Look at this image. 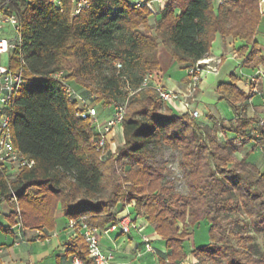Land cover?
Segmentation results:
<instances>
[{"label": "trees", "instance_id": "16d2710c", "mask_svg": "<svg viewBox=\"0 0 264 264\" xmlns=\"http://www.w3.org/2000/svg\"><path fill=\"white\" fill-rule=\"evenodd\" d=\"M90 2L76 16L70 0H63L62 10L49 0H13L6 7L22 38L20 51L9 57L11 69H23L10 128L14 146L34 165L9 185L0 170V203L11 206L0 232L11 234L18 226L23 234L41 231L43 240L55 229L58 209L68 221L85 218L104 231L131 205L164 242L158 264H184L187 230L201 223L209 226V239L190 252L194 264H264V243L260 249L251 234L264 236V170L235 158L241 145L254 141L259 120L248 116L249 95L236 76L215 89L234 113L229 130L222 120L217 126L213 118L201 122L175 114L152 87L137 90L146 74L159 71V46L188 69L210 52L217 36L243 66L264 69L255 41L263 23L259 0H169L157 16L130 0ZM236 40L246 45L235 50ZM60 71L69 73L63 81H74L84 99L125 105L115 154L96 151L94 126L76 117V101H68L62 81L52 78ZM263 130L256 143L264 147ZM227 132L232 138L221 142L218 133ZM163 149L177 153L185 193L168 179L166 164L156 161ZM66 255L92 264L79 236Z\"/></svg>", "mask_w": 264, "mask_h": 264}, {"label": "built area", "instance_id": "2783aa9c", "mask_svg": "<svg viewBox=\"0 0 264 264\" xmlns=\"http://www.w3.org/2000/svg\"><path fill=\"white\" fill-rule=\"evenodd\" d=\"M13 0H0V56H7V63L0 62V170L5 174L8 185L15 178L17 173L23 168H31L34 165V159L30 156L22 153L13 144L12 133L10 128V118L13 103L17 97L20 87L23 84L22 74L23 69L20 66L17 70L9 67V57L15 51H20L22 45L21 38V26L15 14H9L6 7ZM135 7H145L149 10L152 16H157L164 8L169 0H130ZM217 5L226 0H210ZM55 8L63 9V0H49ZM91 5L90 0H70L71 16H76L79 13L87 10ZM259 12L264 14V0H259ZM236 54H232V58H236ZM222 64L221 57L204 56L201 60H198L193 66L186 69V76L189 84V95L187 98L193 99L195 92L201 83L202 77L205 74L213 73L217 74ZM117 68H120V64H115ZM66 73L63 71L56 72L52 75L55 80L62 81L63 91L65 92L68 101H77V92L72 88L68 82H64ZM154 88L164 105L172 109L179 110L188 114L192 119H198L199 113L197 110H190V102L187 99H181L180 96L170 90H166L160 86L157 81L155 73H148L142 79L140 87L142 88ZM248 95L249 105L264 106V69L258 67L255 69L254 74L248 79ZM94 98V97H93ZM81 107L77 106L76 117L82 120H89L94 126L97 136L93 140V145L97 152L101 154V157H105L108 154H115L118 143L114 139L115 135L119 133L120 140L122 138V121L125 113V105L113 104L110 105L111 113L110 117L100 124L99 113L95 106V103L90 99L81 98ZM257 101V102H256ZM176 103L180 108L176 107ZM264 128V121L260 120L253 130L254 141L260 138L258 129ZM222 136L221 133H218ZM264 135V130H263ZM118 141V142H119ZM121 165L117 166V173L121 174ZM131 205H127L125 209ZM121 234L128 235L132 230L139 231V228L135 224V221L130 218L129 212L123 217L117 220L115 224ZM67 230L74 236L82 238L83 242L87 246L88 258L92 261V264H128L127 262H115V254L105 252L102 250L99 240V229L92 224L88 223L85 218H79L76 220H70L67 223ZM34 235L37 240L43 236L41 231H34ZM50 234L40 241H48ZM141 244L143 254H148L152 259L157 258V247L147 235L141 234ZM71 264H84L79 258L71 257Z\"/></svg>", "mask_w": 264, "mask_h": 264}, {"label": "rangeland", "instance_id": "374dc122", "mask_svg": "<svg viewBox=\"0 0 264 264\" xmlns=\"http://www.w3.org/2000/svg\"><path fill=\"white\" fill-rule=\"evenodd\" d=\"M215 5H217L216 2H214ZM255 41L259 45L260 49L264 48V23L261 25V30L257 33L255 36ZM246 45L245 42L241 40H236L234 42L235 50L240 49L242 46ZM224 48L226 46L222 43V41L219 38H216L212 45L210 51L212 52L213 56L215 57H221L222 58V64L220 65L219 71L217 74L208 73L205 74L202 77L200 86V93L198 95V103L193 104L191 107L190 104V110H197L199 113V118L196 119L197 121H202L203 118H205L207 115H213L208 116L207 118H213V121L217 125L218 123L222 121L225 122V126L227 130H229L232 126V122L234 120V113L231 109V107L223 100H219L218 95L216 94V86L220 82H228L231 80L230 74L233 73L237 80L236 85L240 87L246 94H248V79L254 74L255 69H251L249 67L243 66L242 58H232L231 49L229 50L227 48V53L223 54ZM248 49H250V45H248ZM262 51V50H261ZM262 53H264L262 51ZM7 56H0V62L1 63H7ZM69 74L68 72H66ZM186 69L181 68L180 65L175 64V67L170 69L167 72V75L169 76L168 80H180L183 76H186ZM167 79V78H166ZM72 88L77 92L78 98H77V105L78 107H81L80 100L81 98H84V96L81 94L80 90H76L74 86V81H71ZM74 83V84H73ZM95 106L99 113V120L100 124L106 121L110 117L111 108L108 105H103V101L95 99ZM257 102V101H256ZM173 112L177 115H183L182 113L178 112L176 109H173ZM248 116L249 117H257L258 120L264 121V106L262 105H256L250 106L248 108ZM216 117V118H215ZM218 118V119H217ZM218 126V125H217ZM251 132V135L254 137ZM232 134L227 132L225 134H222V136L218 135V138L221 142H223L227 138H232ZM116 142L119 144L120 135L117 133L114 137ZM119 141V142H118ZM244 141V139H243ZM242 142V141H240ZM235 158L240 160L242 158H246L250 162H252L259 170H264V147L258 143H247L245 145H241L239 147L238 153L235 154ZM156 161L158 163H165L166 164V170L167 175H169V178L173 184L175 189L178 192L185 193L186 188L184 185L183 180L181 179L180 170L178 167V155L176 152L170 150V149H163L159 151L156 155ZM6 204L11 208L10 204L6 202ZM61 211L58 209L56 211ZM130 214V218L134 219L135 214L134 212L123 209L118 212V217L121 218L127 213ZM55 213V214H56ZM64 218V217H63ZM57 222H60V219L57 220ZM142 221L140 218H137L135 221V224L139 226ZM209 226L205 223L199 224L194 229H188L187 230V238L185 239L183 243V248L185 253L187 254V259L185 260L184 264H194L195 260L191 258L190 252L195 246L203 245L208 243L209 239ZM134 232V230L131 231V234ZM151 230H147V234H149ZM253 235V242L256 243L260 249L263 248L264 243V236L263 235H256L251 232ZM138 240H140L138 238ZM140 242V241H139ZM153 243H155L157 246V252L158 250H163L164 243H161V240H153Z\"/></svg>", "mask_w": 264, "mask_h": 264}, {"label": "crops", "instance_id": "0c3cea01", "mask_svg": "<svg viewBox=\"0 0 264 264\" xmlns=\"http://www.w3.org/2000/svg\"><path fill=\"white\" fill-rule=\"evenodd\" d=\"M260 30L261 26L259 27V31ZM216 38L219 37L217 36ZM222 43L226 46L223 51V54H225L227 53V48L230 50L231 46H229L226 41H222ZM261 50L264 52V48H261ZM231 53L233 54L232 50ZM208 55L213 56L211 51ZM157 57L160 69L156 72V76L160 86L166 90L177 93L183 100L187 99L190 102L191 107L193 104L198 103L200 86H198L192 100L191 98H187L189 95L187 76H183L178 81L168 80L169 76L167 75V72L174 68L176 63L172 60L170 54L163 46H159ZM176 107L180 108L178 103H176ZM177 111L180 112L179 110ZM180 113L184 114V112ZM208 116L214 117L213 115H207L201 122H206ZM128 210L132 211L131 206ZM10 211L11 208L6 202L0 203V222L4 226L8 225L5 217ZM137 218H140L142 223L137 226L139 231L134 230L132 234L131 232L128 235L121 234L119 228L115 224L104 231L99 230L101 248L105 252L112 251L115 254V262H127L128 264H158L157 258L154 260L150 255L143 254L141 234L147 235L152 241L154 239H160L156 237L152 228L148 226L142 215L135 216L134 221H136ZM58 219H60L59 223L57 222ZM118 219L119 217L117 215V220ZM67 223L68 220L63 218L62 213L57 212L55 214V229L50 233L51 236L48 241L37 240L34 231H27L23 234V232L19 231L18 226L11 228V234L0 232V257L2 264H71V260L66 255V251L70 240L75 236L67 230ZM147 230H151V232L147 234ZM138 238L140 240H138ZM161 243L164 242L161 241ZM158 251L164 252L165 247H163V250Z\"/></svg>", "mask_w": 264, "mask_h": 264}]
</instances>
